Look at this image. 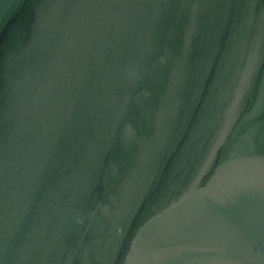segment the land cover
Instances as JSON below:
<instances>
[{
	"label": "water",
	"instance_id": "95a60500",
	"mask_svg": "<svg viewBox=\"0 0 264 264\" xmlns=\"http://www.w3.org/2000/svg\"><path fill=\"white\" fill-rule=\"evenodd\" d=\"M0 264H264V0H0Z\"/></svg>",
	"mask_w": 264,
	"mask_h": 264
}]
</instances>
